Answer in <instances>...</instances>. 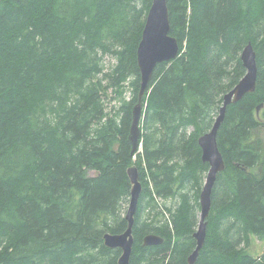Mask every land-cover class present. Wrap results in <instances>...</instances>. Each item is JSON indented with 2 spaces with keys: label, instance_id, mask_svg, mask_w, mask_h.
<instances>
[{
  "label": "trees",
  "instance_id": "obj_1",
  "mask_svg": "<svg viewBox=\"0 0 264 264\" xmlns=\"http://www.w3.org/2000/svg\"><path fill=\"white\" fill-rule=\"evenodd\" d=\"M150 5L0 0V264H117L120 251L102 237L126 229L131 166L141 194L130 264H187L208 171L198 139L244 76L248 43L256 89L227 107L217 134L225 169L212 188L195 264L264 263V253L259 260L244 253L251 236L264 240V0L167 1L179 54L148 82L141 151L132 155L136 52ZM106 54L117 59L116 89L129 77L134 88L114 128L102 103L106 87L96 82ZM168 199L173 207H161ZM147 235L163 243L143 246Z\"/></svg>",
  "mask_w": 264,
  "mask_h": 264
},
{
  "label": "water",
  "instance_id": "obj_2",
  "mask_svg": "<svg viewBox=\"0 0 264 264\" xmlns=\"http://www.w3.org/2000/svg\"><path fill=\"white\" fill-rule=\"evenodd\" d=\"M167 1L168 0H153L142 30L141 41L137 48V67L141 76V85L137 96V103L132 109V122L128 136V140L132 146V153L137 150L141 140L140 120L143 117L142 99L147 91L148 82L151 80L155 68L160 63L174 59L178 53V42L175 38L170 36ZM240 60L245 69L244 76L223 96L222 105L219 108L218 115L211 130L198 139L202 161L207 163L208 171L199 194L200 219L198 228L193 234L196 248L188 256V264H195L199 251L204 244L207 228L206 219L210 210L212 188L217 176L225 169L223 158L217 146V134L224 121L227 107L241 101L244 96L254 93L256 89L258 70L256 53L251 43H248L243 48ZM262 107L263 105L257 107V117H259V112ZM127 175L132 185L130 191V207L126 216L128 228L122 234H105L104 236V246L106 248L111 250L119 249L121 251L117 264H129L133 245L131 229L141 192V183L138 180L139 173L136 168H129L127 170ZM162 243L163 239L156 235H147L143 240L144 246H158ZM262 256L263 253L256 256L255 259L259 260Z\"/></svg>",
  "mask_w": 264,
  "mask_h": 264
},
{
  "label": "rangeland",
  "instance_id": "obj_3",
  "mask_svg": "<svg viewBox=\"0 0 264 264\" xmlns=\"http://www.w3.org/2000/svg\"><path fill=\"white\" fill-rule=\"evenodd\" d=\"M98 58L101 60L102 73L99 81L96 82H99L102 88L106 87L104 94H102V103L104 104L105 108V115L107 117L106 120L107 122L111 123L110 127L114 128L116 126L115 122H120L123 115L121 106L124 102H129L133 97V79L129 77L127 80H124V82L121 81L122 83L118 85L119 88L116 89L115 85H113L114 83L116 84L115 79L112 80V78L115 76L114 71L117 66L116 57L110 54H106L100 55ZM139 151H141V147L139 148ZM92 175L93 173H88L89 177ZM128 202L126 207H128ZM158 202L160 203L161 207L164 205L173 207V203H175L173 199H168L165 202L160 200ZM160 209L161 210H159V212H161L168 219L169 217L167 215V212L162 208ZM199 212L200 210L198 209V219ZM244 253L251 256L252 258H255L256 256L264 253V240L260 241L254 236H251L250 245L244 250Z\"/></svg>",
  "mask_w": 264,
  "mask_h": 264
},
{
  "label": "bare ground",
  "instance_id": "obj_4",
  "mask_svg": "<svg viewBox=\"0 0 264 264\" xmlns=\"http://www.w3.org/2000/svg\"><path fill=\"white\" fill-rule=\"evenodd\" d=\"M152 2H153V0H151V5H150V8H151V6H152ZM150 8H149V10H150ZM149 10H148V13H149ZM148 13H147V15H146V18H145V22H146V19H147V16H148ZM145 24V23H144ZM142 36V35H141ZM141 41V40H140ZM140 43V42H139ZM247 45V44H246ZM178 54H179V48H178V53H177V56H178ZM136 56H137V52H136ZM177 56L175 57V58H177ZM174 58V59H175ZM174 59H171V60H169V61H166V62H170V61H172V60H174ZM162 63H164V62H162ZM161 64V63H160ZM94 66V65H93ZM140 73V72H139ZM140 85H141V81H140ZM142 119V118H141ZM141 146H140V144H139V146H138V148H137V150L135 151V152H133L132 153V146H131V154L133 155L134 153L136 154V153H138V152H140L139 151V148H140ZM134 159V158H133ZM201 160H202V157H201ZM203 162V161H202ZM204 163V162H203ZM131 167H134V166H131ZM131 167H129V168H131ZM128 168V169H129ZM136 168V167H135ZM127 169V170H128ZM137 170V169H136ZM138 171V170H137ZM127 177H128V175H127ZM128 180H129V178H128ZM205 181V180H204ZM129 183H130V180H129ZM204 184V183H203ZM131 187H132V185H131V183H130V191H131ZM140 194H141V192H140ZM140 197V196H139ZM130 199H131V194H130V196H129V202H128V207H127V210H126V212H125V216H124V219H125V221H126V216H127V213H128V210H129V207H130ZM137 205H138V203H137ZM136 210H137V208H136ZM200 219V218H199ZM127 222V221H126ZM198 222H199V220H198ZM133 225H134V223H133ZM133 225H132V229H133ZM127 228H128V223H127V226H126V229H125V231L127 230ZM197 228H198V226H197ZM132 229H131V233H132ZM197 230V229H196ZM124 231V232H125ZM105 234H109V233H105ZM105 234L103 235V237H102V239H103V246H104V236H105ZM122 234V233H121ZM111 235V234H110ZM119 235V234H118ZM133 237V236H132ZM144 240V239H143ZM142 244H143V242H142ZM133 246V245H132ZM144 246V245H143ZM196 248V247H195ZM119 250V249H118ZM195 250V249H194ZM193 250V251H194ZM120 251V250H119ZM120 255H121V251H120ZM120 255H119V257H120ZM118 257V258H119ZM130 257H131V255H130ZM188 259V258H187ZM129 264H130V260H129ZM187 264H188V262H187Z\"/></svg>",
  "mask_w": 264,
  "mask_h": 264
}]
</instances>
